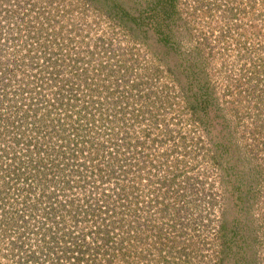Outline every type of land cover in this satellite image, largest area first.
<instances>
[{"label": "rangeland", "instance_id": "1", "mask_svg": "<svg viewBox=\"0 0 264 264\" xmlns=\"http://www.w3.org/2000/svg\"><path fill=\"white\" fill-rule=\"evenodd\" d=\"M153 1H96L100 9H95L86 0H0L1 62L8 57L16 60L10 50L33 47L35 33L43 39L48 32L52 43L47 47L56 52V64L62 65L60 59L65 63L51 90L45 87L38 93L49 101L36 112L28 107L30 100L0 97V142L9 144L13 131L14 136L28 138L52 127L43 119L50 118L46 114L53 110L48 104L56 95L55 87L60 91L62 87L61 96L78 104L90 98L94 128L80 130L78 137L69 128L66 144L52 142L58 153L81 149L87 171L91 163L113 165L115 174L104 188L110 193L116 186L121 196L129 192L128 200L134 202L135 216L123 211L124 224L148 223L142 224L144 231L139 227L141 239H134L131 252L125 250L110 264H264V78L260 73L256 76L252 67L256 57L264 56V0H176L179 21L166 29V45L141 31L147 28L144 17ZM118 3L127 10L121 18L113 12ZM133 15L141 16L136 23L129 20ZM170 43L178 52L172 49L166 54ZM203 98L214 108L210 116L216 129L212 126L207 134L199 123L202 111L197 109ZM7 106L14 112L9 113ZM68 109L74 115L79 107ZM88 136L98 144L97 158ZM52 142L40 146L43 164L51 165ZM75 182L81 178L76 176ZM176 191L183 198L174 203L170 192ZM78 192L77 188L72 194L79 201ZM15 194L0 192V264L22 263L16 250L22 228L6 222L5 216L14 210L23 213L31 196L21 205ZM165 204L170 208L163 212ZM37 206L43 208L42 203ZM32 211L36 215L30 228L43 214ZM65 215L66 223L77 224L74 230L85 233L95 245L92 223L81 212L76 217L71 209ZM153 228L165 240H155V232L149 236ZM177 231L184 232L178 239ZM122 234L113 229L111 241ZM105 240L102 248L109 249ZM23 244V248L37 246V242ZM98 259L108 257L101 254Z\"/></svg>", "mask_w": 264, "mask_h": 264}, {"label": "trees", "instance_id": "2", "mask_svg": "<svg viewBox=\"0 0 264 264\" xmlns=\"http://www.w3.org/2000/svg\"><path fill=\"white\" fill-rule=\"evenodd\" d=\"M86 1L97 9L99 6L94 2L100 1L105 3L108 0ZM175 3L176 0L153 1V3H151V8L146 14L149 17H144L146 19L144 25L147 28L141 31L151 33L155 37V42L162 41L163 45H166L169 41L168 31L172 29L169 27L179 21V14L175 8ZM122 7L121 3L120 5L119 3L114 5L113 12L119 18L123 17L124 14L127 15V10ZM139 17L141 16L133 15L129 20L136 23ZM166 29L168 31H166ZM48 35V32H45L43 33L44 38L38 39L35 33L33 36V41H35L32 43L33 47H27L23 49L22 52L18 49L10 50V54L8 52L9 55H17L18 57L16 60L14 59V61L11 60V57H8L6 58L7 60L5 59V62H1L0 57L1 99L5 97L17 102L30 100L28 107H32L33 112H36L38 106H41L42 103H47L49 101H45L38 93L42 92L45 87L51 90V86H54V83L58 82V73L60 69L63 70L62 67L65 66V63L63 59H60L62 65L56 64L59 58L55 57L54 54L56 52L51 50V47H47L49 42L52 43V41H49L50 39H47ZM12 38L11 36V39ZM25 42H28L27 39ZM172 45L173 44L170 43V47H167L166 54H168V50L174 49L176 51L175 45L174 48L171 47ZM58 57H60L59 54ZM174 65L179 69V64ZM252 67L256 69L254 72L256 76L260 73L263 75L262 78H264V56L256 57L252 61ZM57 84L63 83L59 82ZM195 89L197 94L199 88L196 87ZM55 90L57 91L56 95L53 94V98L48 104L53 110L50 111L48 115L46 114V116L51 119L47 117L43 119L44 123L47 121L46 123L49 122V125L52 127L42 128L43 130L39 131L40 134L35 132L33 135H28V138L23 134L14 136L13 131L9 144H2L0 142V192L5 190L11 194L16 193V197L19 195L22 201L21 205L31 200V206L27 204L23 209V213L21 212L18 214L19 210H14V212L9 213V215L7 213L5 220L6 222H16L18 227L20 226L19 228H22V232L19 233L18 236V249H16L21 253V264H42L43 262L46 263V261L47 263L54 262V264H83L84 260L88 264H110V261L114 260L116 257H121V254H124L125 250H128L129 253L131 252L134 239L135 242L137 239H141L140 236H137L139 227H141L142 231V224L148 225V223L143 220L142 223H136L138 226H134V221L128 220L127 225L124 224L126 218L123 216V211L129 212V215L132 217L135 216L134 202L128 200L132 198L129 192H123L122 194L125 195L121 196V192L116 186L112 187L110 193L104 188L109 187L108 183L112 181L111 178L113 179L115 174L112 168L113 165L98 166L96 163H91L88 169L89 171H87L84 161L80 159L81 149L75 147L62 150L59 153L56 152L55 145L57 140L65 144L68 142L67 134L69 128L73 130L72 135L78 137L77 133L80 130L85 131L89 126L93 129L94 124L93 117L89 116L90 112L88 111L89 102H91L90 98L82 100V104H78V102L80 103L78 100L65 99L61 96V92L63 91L62 87L61 91L59 88L57 89V87H55ZM38 95L40 97H37ZM202 96L204 97V94ZM33 97L34 99L32 100ZM86 98L88 97L86 96ZM202 102L203 104H201V107H196L202 111V114L199 116V123L205 134H207L212 131V126L216 129L213 122L215 118L214 116H210L214 108L212 102L207 103L204 98ZM95 104L98 105L100 103L96 101ZM72 107H79L78 112L75 113L77 114V118L75 114L71 115V111L68 109ZM97 107L93 110L95 113L96 110L99 109ZM6 109L9 113L14 112L11 111L9 106H7ZM67 110H69V113H67ZM97 114L98 113H96V115ZM72 117L78 122H82V124L79 125L72 121ZM39 120L41 121V119ZM55 124L57 126H55ZM221 124L222 123L219 125ZM17 131H20V129L17 128ZM24 131L26 132L25 129ZM214 135L216 134L214 133L213 137ZM52 140L56 142H52ZM211 140L215 143L218 138H212ZM86 141L89 145L94 146L92 154L97 158L99 150L96 145L98 144L93 142V140H89V136ZM51 142L50 151L52 155H54L52 159H50L51 165L43 164L42 159L39 158V154L41 153L40 146H42L43 143L49 144ZM223 151L226 152V149ZM37 161L41 164H38ZM76 176L81 178V182L78 184L75 182ZM33 179L36 180V182H33ZM103 184L107 185L103 186ZM76 187L80 191L78 193L82 194V198L80 197L79 201L75 198L77 194H72L76 192ZM35 190H38L36 198L32 194V191L36 194ZM21 192L26 195H23ZM66 193H68L69 197ZM27 195L31 196L29 200ZM167 195L168 192L167 194L165 193L164 197H167ZM170 195L174 203L179 202L181 198H183V194H180L178 191L170 192ZM235 199V201H238L237 197ZM39 203L43 204V208H38L37 204ZM72 203H75L76 206L67 209L66 207H69V205L71 206ZM164 206V209H162L163 212L169 210L170 204H165ZM28 209L30 213L26 212ZM39 209L43 211V214L41 213L40 216L38 215L40 220L37 218L38 221L35 220L30 228V219L36 215L32 210L40 211ZM70 209L76 217H78L81 212L83 219L92 223L94 231H92L90 235L95 234L97 236L92 242L95 245L92 246V244L86 240L87 235L85 233H79L74 230L77 221H73L75 226L66 223L65 213L70 211ZM220 228L223 229L224 226L220 225ZM113 229L121 230L123 233L115 243L111 241L112 239L110 237V233ZM222 229L220 230L221 232L223 231ZM2 231L3 230L0 228V232ZM153 232H155V236H153L155 240H165L163 233L158 229L155 231V228L149 230V236H152ZM183 234V231H177L176 239ZM104 237H107V241H104V245L109 243L107 245L110 247L109 249L102 248L101 241ZM125 238H128V243ZM34 242H37V246L33 244L30 247L23 248V243L31 244ZM157 244L156 246L159 245ZM101 254L108 257V259L99 260L98 256ZM181 257L182 256H180V258Z\"/></svg>", "mask_w": 264, "mask_h": 264}]
</instances>
